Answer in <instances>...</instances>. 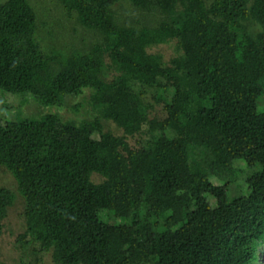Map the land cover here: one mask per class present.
I'll use <instances>...</instances> for the list:
<instances>
[{
	"label": "trees",
	"instance_id": "1",
	"mask_svg": "<svg viewBox=\"0 0 264 264\" xmlns=\"http://www.w3.org/2000/svg\"><path fill=\"white\" fill-rule=\"evenodd\" d=\"M61 2L93 33L62 57L28 0H0V90L56 107L89 93L78 122L0 121L23 264H264V0ZM171 41L167 63L149 50ZM11 202L0 186V231Z\"/></svg>",
	"mask_w": 264,
	"mask_h": 264
},
{
	"label": "rangeland",
	"instance_id": "2",
	"mask_svg": "<svg viewBox=\"0 0 264 264\" xmlns=\"http://www.w3.org/2000/svg\"><path fill=\"white\" fill-rule=\"evenodd\" d=\"M2 1V0H1ZM29 4L37 13L38 30L37 35L42 42L41 46L47 53L66 56L75 52V49L87 50V45L93 39L91 30L82 26L76 19L74 13H69L63 6L61 0H28ZM116 15L120 18H142V14L134 10L130 5L121 4L115 6ZM151 17V16H150ZM150 52L160 53L166 63L176 55L174 43L168 42L152 46ZM86 91L76 98H68L67 103L62 107L54 105H41L31 96L19 93L18 89L12 92L0 90V121L17 120L29 117H40L47 113H59L64 119L79 121L83 118H90L87 106L82 105L79 111L74 112L69 106L81 103ZM110 128H115L110 125ZM239 146V143H238ZM93 180H97L94 175ZM0 186L8 188L12 194V202L7 208L0 231V264H23L33 261L29 249L22 253L16 242L17 235L24 230L22 210L24 200L18 189L17 183L12 174L0 166ZM119 206H116V214H121ZM112 217L106 219L109 222L118 220ZM261 259L264 256L261 255ZM43 264H54L51 255H44Z\"/></svg>",
	"mask_w": 264,
	"mask_h": 264
}]
</instances>
